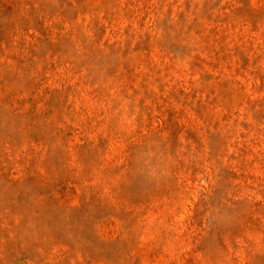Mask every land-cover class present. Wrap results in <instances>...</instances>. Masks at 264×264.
<instances>
[{
    "label": "rangeland",
    "instance_id": "374dc122",
    "mask_svg": "<svg viewBox=\"0 0 264 264\" xmlns=\"http://www.w3.org/2000/svg\"><path fill=\"white\" fill-rule=\"evenodd\" d=\"M0 264H264V0H0Z\"/></svg>",
    "mask_w": 264,
    "mask_h": 264
}]
</instances>
